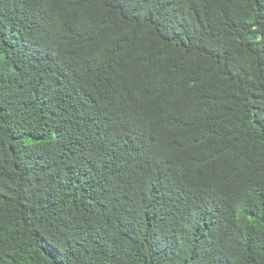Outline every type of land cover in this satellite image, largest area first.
<instances>
[{"label": "trees", "instance_id": "obj_1", "mask_svg": "<svg viewBox=\"0 0 264 264\" xmlns=\"http://www.w3.org/2000/svg\"><path fill=\"white\" fill-rule=\"evenodd\" d=\"M0 264H264V0H0Z\"/></svg>", "mask_w": 264, "mask_h": 264}]
</instances>
